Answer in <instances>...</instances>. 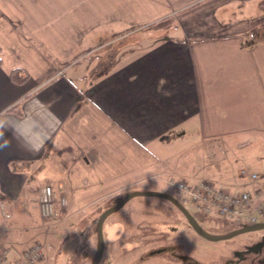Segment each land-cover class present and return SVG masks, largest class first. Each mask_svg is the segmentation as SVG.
I'll return each mask as SVG.
<instances>
[{"label": "crops", "instance_id": "crops-1", "mask_svg": "<svg viewBox=\"0 0 264 264\" xmlns=\"http://www.w3.org/2000/svg\"><path fill=\"white\" fill-rule=\"evenodd\" d=\"M262 1L0 0V137L10 144L0 151V249L12 243L7 221L15 230L41 219L42 186L72 211L164 192L181 178L171 163L184 142L209 141L213 155L220 148L224 183L203 180L233 191L245 160L235 145L264 158V36L256 35L264 20L253 16ZM141 30L161 31L153 42L145 33L127 39ZM15 70L28 79L16 83ZM17 105L21 115L10 111ZM152 180L165 186L137 189Z\"/></svg>", "mask_w": 264, "mask_h": 264}, {"label": "rangeland", "instance_id": "rangeland-1", "mask_svg": "<svg viewBox=\"0 0 264 264\" xmlns=\"http://www.w3.org/2000/svg\"><path fill=\"white\" fill-rule=\"evenodd\" d=\"M249 11L251 13V10ZM253 13L256 19L264 20V9L254 6ZM157 31L161 30H141L131 34L127 39L138 41L142 37L140 34L144 35L145 33V38L154 35ZM164 33L170 34V30L167 29ZM256 35L264 36V28L259 29ZM256 35L253 33L250 37L253 39ZM149 38H152V36ZM118 39L120 40L121 38ZM127 39H124L123 42ZM111 60V58L107 59L106 62L110 63ZM91 65V63L86 62L81 65V68L92 67ZM193 135H195V141L199 139L198 133ZM240 136L237 143L240 141ZM188 142L190 143L191 140H188ZM259 142L257 141V143ZM257 143L253 145V148H247L246 151L258 150L259 145ZM186 144V142L177 144L178 147H181V156H177L180 154L178 153L172 158V160L174 158L175 160L171 165L181 164L182 174L179 177L184 180L195 178L196 181L194 182L197 183L203 180L204 177H217L222 173L223 164L221 165V163L225 155L220 148L219 152H217L219 154L213 155V150L211 151L213 148L209 147L213 143L209 141H205L203 146L200 144L188 148H186ZM171 148L173 150L175 148L174 145ZM234 148L238 150V154L240 153L241 156H245V160H243L244 166L233 170L237 172L236 176L231 179L232 181L229 180L231 181L230 183H234L233 191L244 189L247 183V181L242 180L239 176L242 168L248 169L249 172L258 171L256 173L264 176V158H259L258 161H255L258 156L257 154L244 155L245 150L243 151L242 148L238 147V144ZM217 163L220 164V167L215 166ZM207 166H212L213 173L211 170L206 171ZM225 170H228V167ZM176 179L177 177L173 176L172 180ZM221 180L222 178L216 181L221 182ZM157 184H161V182L152 180L149 183L138 185L137 189H154L155 186H159ZM218 185L221 186L220 184ZM162 186L163 184L159 187ZM163 190V193L169 194L181 204V196L176 189L167 186ZM128 195L122 196V194H119L108 196L99 202L90 201V207L81 211H72L68 207L69 212L65 220L60 219L45 222L37 216L38 223L33 227L30 226V222L28 223L25 218L22 226L13 230V227L9 228L10 224L8 225L7 221L3 228H6V232L8 233L6 236H10L12 239V243L7 242L10 246L9 250L10 252L12 251V255L16 252L22 253L28 246L40 243L44 246L45 251L43 259L38 264H94L98 252L97 223L100 214L106 208L118 205ZM102 204V211H100L101 209L97 210ZM186 207L191 215L196 218L199 226L205 233L221 238L228 232L229 229L227 230L225 227L229 225L227 221L218 220L214 217L202 220L200 219L202 216H200L196 208L187 205ZM6 211L8 210L6 209ZM35 214L37 215V213ZM108 227L116 228L115 239L107 238L108 233L106 229ZM239 227V225H233L234 230ZM103 238L104 253L100 264H183L184 262L182 261L192 254H195L196 258L200 261L208 263V257L218 256L221 252L237 253L246 249V251L254 252L255 245L264 242V228L254 229L229 240L220 239L211 241L195 229L189 218L172 200L152 195H137L122 207L107 215L103 223ZM6 246L8 245L3 244L2 248Z\"/></svg>", "mask_w": 264, "mask_h": 264}, {"label": "built area", "instance_id": "built-area-1", "mask_svg": "<svg viewBox=\"0 0 264 264\" xmlns=\"http://www.w3.org/2000/svg\"><path fill=\"white\" fill-rule=\"evenodd\" d=\"M239 176L247 183L244 189L235 191L218 187L210 180L195 183L193 180L170 178L167 185L177 190L184 204L195 207L205 216H216L237 224H258L264 220V176L246 168L240 170ZM35 203L45 222L65 220L69 212L67 199L58 201L52 185H44L38 190ZM1 211L5 220L11 218L4 204ZM5 231L3 228L2 232ZM44 251V246L34 243L20 254L19 260H7L3 264H38Z\"/></svg>", "mask_w": 264, "mask_h": 264}, {"label": "flooded vegetation", "instance_id": "flooded-vegetation-1", "mask_svg": "<svg viewBox=\"0 0 264 264\" xmlns=\"http://www.w3.org/2000/svg\"><path fill=\"white\" fill-rule=\"evenodd\" d=\"M258 224H260V227H257L255 229L264 228V220H262ZM239 226L240 227L237 228V229H235V230L234 229H231V230H234V231L232 233L225 234V236L231 235V234H233V233H235L237 231L243 230V229L248 228V227H251L253 225H245V226L239 225ZM228 229L229 228H227V230ZM250 231H252V230H250ZM250 231H247V232H250ZM244 233H246V232H244ZM207 235L210 238H207V237L206 238L209 239V240H211V241H216V239H218V237H219V236H212L210 234H207ZM234 237H236V236H234ZM234 237H232V238H234ZM232 238H230V239H232ZM227 240H229V239H227ZM258 245H260V246L258 247ZM244 248H246V247H244ZM263 248H264V242L261 243V244L257 243L255 245L254 252H252V251H246L247 249L246 250H241V251H239L237 253L236 252H229V253H227V252H221L218 256L208 257V259H209L208 260V263L207 262L200 261L199 259L196 258L197 256L195 254L194 255L192 254L190 256H187L185 258V260L182 261V262H184L183 264H264V250H263Z\"/></svg>", "mask_w": 264, "mask_h": 264}, {"label": "water", "instance_id": "water-1", "mask_svg": "<svg viewBox=\"0 0 264 264\" xmlns=\"http://www.w3.org/2000/svg\"><path fill=\"white\" fill-rule=\"evenodd\" d=\"M137 195H148V196H156V197H160V198H166V199H170L172 200L177 206L178 208H180L185 214L186 216L189 218V220L192 222L193 226L195 227V229L200 233L202 234L203 236L207 237V238H210L203 230L202 228L199 226L198 222L196 221V219L190 214V212L184 207L182 206L180 203H178L172 196H170L169 194L167 193H162V192H132L131 194H129L127 196V198H125L122 202H120L118 205L106 210L100 217L99 219V236H100V242H101V247H100V252H99V255L97 257V260L95 262V264H100L101 260H102V257H103V253H104V238H103V223H104V220L106 218V216L111 213L112 211L122 207L125 203H127L130 199H132L133 197L137 196ZM257 227H260V224L258 225H255V226H251V227H248V228H245L243 230H240V231H237L231 235H228V236H224V237H221V238H218L216 240H220V239H230L234 236H237L239 234H242L244 232H247V231H250V230H253Z\"/></svg>", "mask_w": 264, "mask_h": 264}, {"label": "trees", "instance_id": "trees-1", "mask_svg": "<svg viewBox=\"0 0 264 264\" xmlns=\"http://www.w3.org/2000/svg\"><path fill=\"white\" fill-rule=\"evenodd\" d=\"M260 6L264 9V0L261 2ZM2 64H3V61H2V58H1V48H0V68L2 67ZM66 65L67 64H63L62 66L65 67ZM23 73L24 72L21 71V70H15L11 74L12 80H14L16 83H19V84L24 83L28 79V76H22ZM10 111L16 113L17 115H21L22 114L21 109H20V105L14 106L13 108L10 109ZM102 213L100 214V216L102 215ZM200 216H202V217H200V219H202V220L208 219L205 216H203L202 214H200ZM227 223H229V222H227ZM233 225L234 224L229 223L228 226H225L226 228H229V231L226 234L232 233L234 231V230H231V229H233ZM97 234H98V250H97L98 252H97V256L95 258V262L97 260L98 255H99L100 247H101V242H100V237H99V219H98V223H97ZM207 234H209V233H207ZM9 254H10V250L9 249H5V248L4 249H0V264H3L6 260L9 259ZM95 262H94V264H95Z\"/></svg>", "mask_w": 264, "mask_h": 264}, {"label": "clouds", "instance_id": "clouds-1", "mask_svg": "<svg viewBox=\"0 0 264 264\" xmlns=\"http://www.w3.org/2000/svg\"><path fill=\"white\" fill-rule=\"evenodd\" d=\"M10 147V144L8 143L7 140H5L3 137H0V151H3L4 149ZM118 227V226H117ZM107 233H108V239H115V231L116 228L115 227H108L106 229Z\"/></svg>", "mask_w": 264, "mask_h": 264}]
</instances>
